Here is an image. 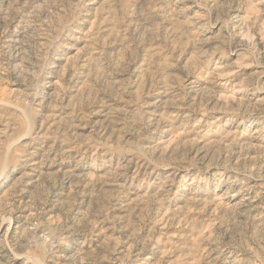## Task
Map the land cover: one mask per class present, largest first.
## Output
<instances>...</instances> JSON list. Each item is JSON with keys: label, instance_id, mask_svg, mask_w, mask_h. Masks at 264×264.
Masks as SVG:
<instances>
[{"label": "rangeland", "instance_id": "1", "mask_svg": "<svg viewBox=\"0 0 264 264\" xmlns=\"http://www.w3.org/2000/svg\"><path fill=\"white\" fill-rule=\"evenodd\" d=\"M0 176V264H264V0H0Z\"/></svg>", "mask_w": 264, "mask_h": 264}, {"label": "bare ground", "instance_id": "2", "mask_svg": "<svg viewBox=\"0 0 264 264\" xmlns=\"http://www.w3.org/2000/svg\"><path fill=\"white\" fill-rule=\"evenodd\" d=\"M1 177V176H0ZM248 201V200H247ZM229 259V258H228ZM228 261V260H227Z\"/></svg>", "mask_w": 264, "mask_h": 264}]
</instances>
